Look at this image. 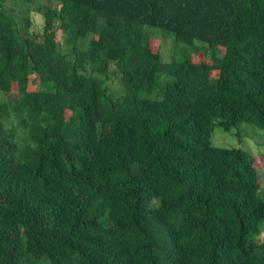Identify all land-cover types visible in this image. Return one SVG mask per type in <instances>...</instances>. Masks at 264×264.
Wrapping results in <instances>:
<instances>
[{
    "label": "trees",
    "instance_id": "16d2710c",
    "mask_svg": "<svg viewBox=\"0 0 264 264\" xmlns=\"http://www.w3.org/2000/svg\"><path fill=\"white\" fill-rule=\"evenodd\" d=\"M44 1L0 0V264H264L255 159L211 142L264 129V0Z\"/></svg>",
    "mask_w": 264,
    "mask_h": 264
},
{
    "label": "rangeland",
    "instance_id": "374dc122",
    "mask_svg": "<svg viewBox=\"0 0 264 264\" xmlns=\"http://www.w3.org/2000/svg\"><path fill=\"white\" fill-rule=\"evenodd\" d=\"M37 2L43 4L44 0H37ZM20 6L16 7L15 14L19 16L21 13ZM30 17L32 21V26L30 28L33 32H41L43 19L42 16L31 10ZM63 35L60 31L57 32V39L59 44H61ZM154 47L159 50L162 63L159 67V71L162 70L163 64L171 60L179 61L182 59L187 46L185 44L175 45L172 36L168 35L166 32H163L160 29L153 30L152 38ZM196 46H206L201 42H195ZM194 46V45H193ZM195 49V48H194ZM62 51L66 53L64 47ZM199 59H203L202 54H199ZM167 81L164 77H159L157 80V89L148 95L150 98L161 97L159 88L163 86ZM107 85H110L112 89H118L117 80H111L107 82ZM211 142L214 146L219 148H242L247 150L255 159V166L259 174L261 188L264 196V129L254 127L252 125L242 123L236 127H233L229 131L221 130L216 128L211 137ZM261 240H264V224L261 227Z\"/></svg>",
    "mask_w": 264,
    "mask_h": 264
}]
</instances>
